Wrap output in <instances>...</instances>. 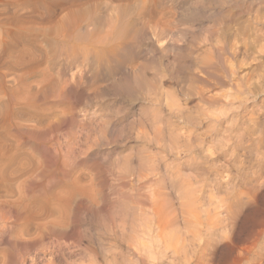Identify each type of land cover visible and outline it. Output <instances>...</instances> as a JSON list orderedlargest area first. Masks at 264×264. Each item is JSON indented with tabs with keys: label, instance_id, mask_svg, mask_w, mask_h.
Returning a JSON list of instances; mask_svg holds the SVG:
<instances>
[{
	"label": "rangeland",
	"instance_id": "1",
	"mask_svg": "<svg viewBox=\"0 0 264 264\" xmlns=\"http://www.w3.org/2000/svg\"><path fill=\"white\" fill-rule=\"evenodd\" d=\"M0 264H264V0H0Z\"/></svg>",
	"mask_w": 264,
	"mask_h": 264
}]
</instances>
